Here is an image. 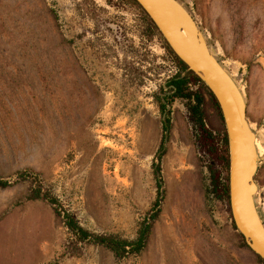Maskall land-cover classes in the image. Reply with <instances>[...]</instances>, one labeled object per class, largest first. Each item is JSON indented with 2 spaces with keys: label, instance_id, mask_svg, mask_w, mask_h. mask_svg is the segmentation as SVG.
<instances>
[{
  "label": "rangeland",
  "instance_id": "1",
  "mask_svg": "<svg viewBox=\"0 0 264 264\" xmlns=\"http://www.w3.org/2000/svg\"><path fill=\"white\" fill-rule=\"evenodd\" d=\"M178 1L241 86L263 155L264 0ZM163 41L125 0H0V264H263L229 204L206 194L213 157L185 101L166 98L179 70ZM200 92L222 146L220 111ZM254 181L264 224V161ZM36 182L57 205L27 199ZM62 211L128 241L158 215L140 253L116 260L76 241Z\"/></svg>",
  "mask_w": 264,
  "mask_h": 264
},
{
  "label": "water",
  "instance_id": "2",
  "mask_svg": "<svg viewBox=\"0 0 264 264\" xmlns=\"http://www.w3.org/2000/svg\"><path fill=\"white\" fill-rule=\"evenodd\" d=\"M173 54L196 76L220 111L228 150V204L233 224L246 246L264 263V224L257 211L254 178L264 154L254 146L260 133L246 119L241 86L217 61L193 17L178 0H134Z\"/></svg>",
  "mask_w": 264,
  "mask_h": 264
},
{
  "label": "trees",
  "instance_id": "3",
  "mask_svg": "<svg viewBox=\"0 0 264 264\" xmlns=\"http://www.w3.org/2000/svg\"><path fill=\"white\" fill-rule=\"evenodd\" d=\"M128 4L136 8L140 14L142 15L143 19L148 24L149 28L151 29L152 33L157 35L162 41L160 34L158 33L155 26L151 23V21L147 18L145 13L140 9L138 4L134 0H125ZM164 43V47L167 51L171 54L173 61L175 62L179 72L178 74L169 82V92L171 93L166 98L170 99H182L185 101V108L187 111L188 120L192 123L195 127L194 132H196L197 137V144L199 145L198 148H204L206 154L211 156L212 163L207 165V169L209 171V184L206 190V194L210 198H214L219 201H226L228 203V185L227 179L223 181L221 176L222 172L227 174L228 172V150H227V142H226V135L223 136V143L222 146H219L215 136L209 131L204 124L203 120V95L201 94L200 90H202L205 95L209 97V99L215 105L218 113L219 109L218 106L211 95V93L203 86L200 80L191 73H187L183 78H180V73L186 69L185 64H183L168 48V46ZM190 86H197V90H191ZM165 101V100H164ZM161 108L165 110V104L161 101ZM168 114L165 116V123H164V130L168 126ZM217 165L220 170L215 168ZM156 172L159 171V167L155 166ZM221 171V172H220ZM30 176L27 173H20V179H27ZM11 184L6 181L0 179V188H6ZM28 200H44L48 202L50 205H57V200L51 196L48 191H42V187L39 182H36V186L30 189V193L27 197ZM57 215H61V212L58 211L57 208L54 209ZM62 216L64 219V224L72 236L78 242H88L93 243L96 245H102L109 251L114 254L116 260H121L128 255H137L143 249L146 241L147 234L151 228V222L156 218L158 212H153L150 217L149 221L145 220L139 229L138 236L135 240H124L116 236H105V235H97L93 234L84 228H82L75 218L71 216L68 212L62 211ZM234 229H236L234 227ZM242 238V236H241ZM243 239V238H242ZM244 241V240H243ZM258 258V257H257ZM260 261L261 259L258 258ZM262 262V261H261ZM263 263V262H262ZM264 264V263H263Z\"/></svg>",
  "mask_w": 264,
  "mask_h": 264
},
{
  "label": "bare ground",
  "instance_id": "4",
  "mask_svg": "<svg viewBox=\"0 0 264 264\" xmlns=\"http://www.w3.org/2000/svg\"><path fill=\"white\" fill-rule=\"evenodd\" d=\"M255 143H256V138H255V140H254V146H255V149H256V145H255ZM256 151H257V149H256ZM258 152V151H257Z\"/></svg>",
  "mask_w": 264,
  "mask_h": 264
}]
</instances>
